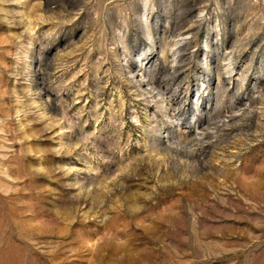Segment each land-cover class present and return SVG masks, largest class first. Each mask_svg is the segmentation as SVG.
<instances>
[{
  "label": "rangeland",
  "instance_id": "obj_1",
  "mask_svg": "<svg viewBox=\"0 0 264 264\" xmlns=\"http://www.w3.org/2000/svg\"><path fill=\"white\" fill-rule=\"evenodd\" d=\"M0 264H264V0H0Z\"/></svg>",
  "mask_w": 264,
  "mask_h": 264
}]
</instances>
